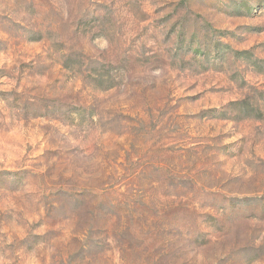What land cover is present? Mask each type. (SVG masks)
<instances>
[{
	"label": "rangeland",
	"instance_id": "1",
	"mask_svg": "<svg viewBox=\"0 0 264 264\" xmlns=\"http://www.w3.org/2000/svg\"><path fill=\"white\" fill-rule=\"evenodd\" d=\"M0 264H264V0H0Z\"/></svg>",
	"mask_w": 264,
	"mask_h": 264
}]
</instances>
